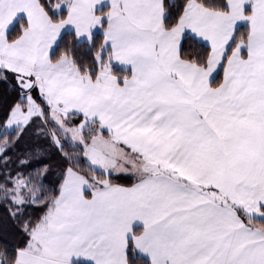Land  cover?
<instances>
[{"label":"snow or ice","instance_id":"1","mask_svg":"<svg viewBox=\"0 0 264 264\" xmlns=\"http://www.w3.org/2000/svg\"><path fill=\"white\" fill-rule=\"evenodd\" d=\"M0 264H264V0H0Z\"/></svg>","mask_w":264,"mask_h":264}]
</instances>
